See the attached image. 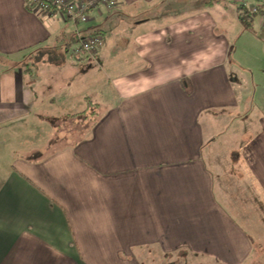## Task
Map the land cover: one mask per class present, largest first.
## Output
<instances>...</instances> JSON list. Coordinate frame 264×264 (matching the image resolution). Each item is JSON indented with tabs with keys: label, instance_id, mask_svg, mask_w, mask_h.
<instances>
[{
	"label": "crops",
	"instance_id": "0c3cea01",
	"mask_svg": "<svg viewBox=\"0 0 264 264\" xmlns=\"http://www.w3.org/2000/svg\"><path fill=\"white\" fill-rule=\"evenodd\" d=\"M115 2L81 24L0 0V264H264L239 0ZM76 31L103 44L72 62Z\"/></svg>",
	"mask_w": 264,
	"mask_h": 264
},
{
	"label": "built area",
	"instance_id": "2783aa9c",
	"mask_svg": "<svg viewBox=\"0 0 264 264\" xmlns=\"http://www.w3.org/2000/svg\"><path fill=\"white\" fill-rule=\"evenodd\" d=\"M31 6L43 15L60 14L66 20L85 23L88 20V11L103 7L111 10L116 6L115 0H30ZM239 4L246 6L251 13H261L264 22V0H239ZM261 11V12H260ZM77 45L72 49L75 58L95 53L103 44L102 36L98 33L81 36L75 33Z\"/></svg>",
	"mask_w": 264,
	"mask_h": 264
},
{
	"label": "rangeland",
	"instance_id": "374dc122",
	"mask_svg": "<svg viewBox=\"0 0 264 264\" xmlns=\"http://www.w3.org/2000/svg\"><path fill=\"white\" fill-rule=\"evenodd\" d=\"M233 10L235 9L233 8ZM227 20H230V21H228L226 25L222 26V28H224L223 34L226 35L227 39L230 42L229 44L234 45V46H231V50H230V54H229L228 62L226 66L228 70H232L233 67H236L235 61L238 59L237 57H240V59H242V61L244 62L246 61L247 64H251L252 68L254 69V74L252 76L250 75L248 82L245 85V90L242 89V92L247 93L249 95L250 102L252 100L251 102L252 108L250 107L249 102L248 103L246 102V105H245L246 110L251 113L250 115L254 117L256 116L259 117L260 116V113H259L260 106L259 104L258 105L255 104V101L253 100V96L254 95L257 96L260 94L261 87H262L261 85L264 82V74H263V71H264V31L262 30V28L257 27V23L259 21L257 17L253 20V26L251 27L252 31H248V32L242 29H237L236 27L239 25L237 24L236 21L233 20V18L227 19ZM239 31L241 32L240 35L235 39V35ZM220 32H222V29ZM234 41H236V46L235 44H233ZM248 54H255V60H253L254 63H251V59L248 57ZM69 55L67 54V56L70 59H72V62L77 60V58L71 57L70 53ZM245 73H246V70L242 71V74H245ZM238 90L241 91L239 87H238ZM241 108H242V105L240 109Z\"/></svg>",
	"mask_w": 264,
	"mask_h": 264
},
{
	"label": "trees",
	"instance_id": "16d2710c",
	"mask_svg": "<svg viewBox=\"0 0 264 264\" xmlns=\"http://www.w3.org/2000/svg\"><path fill=\"white\" fill-rule=\"evenodd\" d=\"M236 11H237L238 21H239L241 27L247 31H252L251 25L253 23V20L256 17H260L262 15L261 13H256V14L251 13L248 11V8L246 6H242L240 4L237 5Z\"/></svg>",
	"mask_w": 264,
	"mask_h": 264
}]
</instances>
